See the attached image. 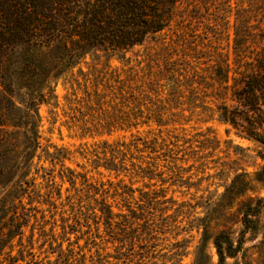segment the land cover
<instances>
[{
    "label": "rangeland",
    "instance_id": "374dc122",
    "mask_svg": "<svg viewBox=\"0 0 264 264\" xmlns=\"http://www.w3.org/2000/svg\"><path fill=\"white\" fill-rule=\"evenodd\" d=\"M261 57L264 0H181L170 24L141 45L114 56L100 51L87 56L72 71L73 78L82 82L80 71H92L105 77L104 81L111 71L121 78L131 74L136 80L133 85L146 90L158 87L161 100L168 97L170 102L156 105L169 111L163 110L165 123L159 126L151 121L131 130L99 134L102 129H94L98 128V114L88 108L94 107V101L85 102L77 85L73 94L71 85L60 79L55 85L58 105L52 100L40 106L38 130L42 146L50 152L54 147L67 152V159L54 166L42 161L47 173L53 169L45 178L42 170L33 171L39 193L34 194L31 187L34 202L30 205L25 199L31 213L23 227V249L33 246L38 264H218L213 236L226 230L236 246L242 241L236 257L227 258L226 264H264V211L259 230L241 234L246 204L264 198V144L245 137L218 116L221 104L239 106L232 96V86H238L234 78L240 70H253L248 64ZM228 66L230 80L221 83ZM167 70L175 73L170 77L175 88L161 86L166 84ZM132 135L158 138V142L178 139L174 158L160 156L164 149L158 146L152 151L160 156L157 172L161 174L156 179L130 174L117 177L102 167L109 157L100 153L103 143L129 141ZM148 154L151 156L150 149L144 156ZM62 165L97 186L103 185L108 203L129 206L123 211L127 215L125 238L116 224L111 233V225L105 224L85 189L76 192L68 183L60 186ZM49 176L55 177L52 188ZM117 186L132 189L125 202L121 197L111 198ZM46 200L54 205L45 204ZM205 231L208 236L202 238ZM13 244L12 254L16 255L20 248L17 239ZM24 255L22 264L33 258L26 251Z\"/></svg>",
    "mask_w": 264,
    "mask_h": 264
},
{
    "label": "trees",
    "instance_id": "16d2710c",
    "mask_svg": "<svg viewBox=\"0 0 264 264\" xmlns=\"http://www.w3.org/2000/svg\"><path fill=\"white\" fill-rule=\"evenodd\" d=\"M180 1L0 0V264L24 263L25 251L33 256L26 264L39 263L34 260L33 246L23 249V227L31 213L26 208L25 199H29L30 205L34 202L35 197H30L31 187L34 194L39 193L35 190L33 171L38 173L42 170V178L53 171L47 173L40 165L42 161L54 166L67 159V152L55 147L54 152H50V148L43 147L38 130L40 106L50 104L52 100L54 105H58L55 85L60 79L71 85L73 94L76 93L73 87L77 85L85 96V102L91 104L94 101V107L88 105V108L98 114L95 121L98 128L94 129H102L99 134L131 130L151 121L158 126L165 123L166 112L163 110H169L156 103L169 100L168 97L161 100L158 87L146 90L141 85H133L135 76L128 74L121 78L112 71L105 81V77L92 71H80V82L77 77L73 78L72 71L93 53L100 51L114 56L141 45L170 24L174 8ZM248 65L253 66V70H240L239 76L234 78L238 86H232V96L239 106L230 108L221 104L218 116L245 137L264 144V57ZM164 73L168 78L161 86L175 88V82L170 80L175 73L171 74L169 70ZM229 73L228 66L222 74L221 83L229 82ZM107 97L109 101L106 102ZM240 106L243 110L239 109ZM132 136L129 141L103 143L100 153L109 157L105 158L102 167L117 177L130 174L139 179H156L161 174L157 172V160L160 156L174 158L173 148L177 147L178 139L163 138L158 142V138L147 140L138 135ZM157 146L160 150L164 149L160 156L153 155ZM149 149L151 156H144ZM58 178L60 186L68 183L76 192L85 189L87 197L96 202L105 224L111 225V233L113 224H116L122 232L121 238H125L127 215L123 211L129 206L108 203V191L101 188L103 185L97 186L85 176L63 169V165ZM47 182H52V188L56 183L55 177L49 176ZM78 184L82 188L78 189ZM115 187L111 198L121 197L125 202L132 189ZM61 195L58 189V198ZM97 195L100 199L96 198ZM66 198L71 199L70 196ZM47 203L51 204L50 200H46ZM114 208L119 212H115ZM262 211L264 198L246 204L241 220L244 226L242 237L250 229L259 230ZM252 217L256 218V224ZM119 218L123 220L115 221ZM251 224L256 227L252 228ZM207 236L205 231L202 238ZM15 239L20 248L13 255ZM213 244L218 264H226L227 258L236 257L242 248V241L236 246L231 233L226 230L213 236ZM57 255L60 257L61 254Z\"/></svg>",
    "mask_w": 264,
    "mask_h": 264
}]
</instances>
